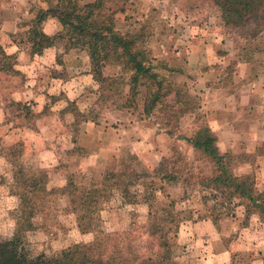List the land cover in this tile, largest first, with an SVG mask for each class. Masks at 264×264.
Wrapping results in <instances>:
<instances>
[{"label":"rangeland","instance_id":"374dc122","mask_svg":"<svg viewBox=\"0 0 264 264\" xmlns=\"http://www.w3.org/2000/svg\"><path fill=\"white\" fill-rule=\"evenodd\" d=\"M80 1L84 4L93 0ZM105 4V9L100 11L102 17H112V26L117 32L135 37V49L142 51L140 58L162 81L160 101L154 111L147 114L144 105L150 97L151 81L144 79L145 84L132 94L129 85L131 71L111 57L102 70L105 77L114 79L112 91L107 92L109 99L101 100L98 83L96 89L89 84L81 97V108L87 110L85 113L94 109L88 115L102 118L107 126H127L128 132H118L119 136L126 135L127 144L112 157L108 156V163L104 164L97 162L81 166L56 162L45 168L42 156L35 153L28 160L29 163L47 170L52 182L58 185L67 181L69 173H75L78 179L86 181L100 178L108 166H118L129 154L137 156L136 165L145 175H149L163 157L182 158L186 163H194L195 177L189 184L183 181L161 183L156 180L157 188L163 184V189L156 192L151 201L155 209L175 201L181 212L182 222L174 246L176 261L179 264H264V220L258 213H253L247 221L243 198L230 199L227 194L196 180L211 177L214 164L182 138L192 136L198 126L209 125L213 121L209 108V101L213 98L226 101L225 110L234 113L231 109L237 107V97L223 94L212 96L209 86L212 83L218 87L224 86L221 90L225 94L243 93L238 89L241 84L240 73L246 68L238 64V58L241 59L238 56L247 53L248 56L252 54L256 57L257 63L264 61V29L258 31L254 28L261 27L262 20L258 18L254 21L251 34L243 33L242 37L234 27L224 24L221 12L211 0H106ZM260 13L264 15V12ZM29 20L21 19L19 28L24 27ZM83 51L85 53L78 57L82 68L77 71V68H73L75 63L70 62V74L79 75L80 72L83 75L82 71L87 69V65L88 69L91 68L88 52ZM52 71L45 70L43 75L48 76ZM262 73L258 87L264 85ZM15 76L22 78L20 74ZM4 77L1 75L0 79ZM248 88L244 94L248 93ZM256 95V106H252L247 99H243L241 104L243 109H240L238 121L248 132L238 138L225 136L222 149H227L223 153H232V173L254 175L256 188L264 191V87ZM260 99H263V104L257 107ZM95 101L96 105L88 108ZM20 110L16 109V112L20 113ZM23 121L14 119V123ZM89 130H85V133L88 134ZM7 134L9 132L5 129H0V237L3 238L10 237L17 220L13 215L16 203L11 187L14 180L12 165L5 155L11 140ZM60 134L65 136L64 132ZM94 140V137L82 138V142L93 149L98 145ZM64 141L61 138V143ZM20 142L24 145L23 140L16 143ZM227 145L233 147L228 149ZM20 158L27 163L23 160V154ZM65 159L63 157V161ZM56 204L53 217L47 221L43 215L34 219L39 227L26 233L29 248L58 251L73 243L93 240V233L79 230L75 215L67 210L65 199L58 198ZM131 210L136 212L138 223L146 226L148 203L127 205L115 196L105 205L102 215L104 227L115 231L128 228ZM43 222L50 228L42 227Z\"/></svg>","mask_w":264,"mask_h":264},{"label":"trees","instance_id":"16d2710c","mask_svg":"<svg viewBox=\"0 0 264 264\" xmlns=\"http://www.w3.org/2000/svg\"><path fill=\"white\" fill-rule=\"evenodd\" d=\"M105 1L93 0L82 4L80 0H56L50 8L38 9L35 17L21 27L24 29L11 37L32 56L42 54L47 47L59 48L62 44L57 52L59 64L63 63V56L69 50H87L91 61L90 73L100 86L101 100L109 99L107 92L112 91L114 82V79L105 77L102 70L111 57L115 58L118 64L131 71L129 85L132 94L145 84L144 79L151 81L150 97L144 105V111L148 114L154 111L160 101L162 81L140 58L142 51L135 49V37L117 32L112 26V17L108 16L106 20L102 17L100 11L105 9ZM211 1L221 12L224 24L234 27L242 37L243 33L251 34V26L258 18L262 20V26L254 28L258 31L264 29V15L260 13L264 12V0ZM48 17L57 18L63 26L55 35L43 31V22ZM14 64L15 55L7 54L0 45V76L9 72L12 75L20 74L13 68ZM51 74L58 76L57 71ZM52 99L54 101V97ZM11 106L21 109L20 113L26 118L33 116L26 103H12ZM69 108L75 117L69 131L76 139L80 123L88 119L96 120V115H88L94 109L88 113L78 111L73 103L67 110ZM182 138L214 164L211 177L196 180L227 194L230 199L243 198L247 221L253 213H258L264 220V191L256 188L254 175L232 173V153H223L219 149L218 138L211 127L202 124L192 136ZM23 147L21 142L14 143L7 147L5 153L12 165L14 180L11 187L16 203L13 215L17 220L10 237H0V264H179L174 256V246L182 222L181 212L175 201L158 209L152 207L151 201L156 192L163 189V184L157 188L156 180L161 183L183 181L189 184L195 177L194 163H186L182 158L163 157L158 166L145 175L136 165L137 156L129 154L118 166H108L100 178L86 181L78 179L75 173H69L66 183L57 186L47 170L22 161ZM115 196L127 205L148 203L147 225L139 224L136 212L131 210L128 228L121 231L107 230L102 215L105 205ZM58 198L67 201V210L75 215L79 230L93 233V240L73 243L58 251L29 248L26 233L39 227L34 219L43 215L47 221L53 217ZM46 224L43 222L42 227L50 228Z\"/></svg>","mask_w":264,"mask_h":264},{"label":"crops","instance_id":"0c3cea01","mask_svg":"<svg viewBox=\"0 0 264 264\" xmlns=\"http://www.w3.org/2000/svg\"><path fill=\"white\" fill-rule=\"evenodd\" d=\"M55 3L56 0H1L0 2V45L3 46L7 54L15 55L13 68L19 71L22 76L21 79L20 77L16 78V76L14 77L15 74L12 75L9 72V74L5 73L6 77L0 80V129L9 132L7 138L11 140L8 145H12L19 140L24 141L23 160L27 163L32 156H35L34 153L42 156L41 160L45 168H49L48 166L56 162H59V164L66 162L69 165L76 163L81 166L96 164L97 162L108 163L107 157H112L120 147L127 144L126 135H118L119 131L128 132L127 126H120L119 124L120 128L116 125V127H112L107 126L105 121L102 122V118L88 119L79 125L76 139H73V135L69 131L75 119L73 111L70 108L67 110L70 103H73L78 111L87 112V110L81 108V101L83 102L81 97L85 94L86 86H89V84L92 88H97V82L90 73L88 65L87 69L82 71L83 75L80 72L79 75L78 73L70 74L69 72L70 62L75 63L73 68H77V71L82 68L78 57L81 53L84 54L85 51L78 48L71 49L64 54L63 63L59 64L57 63V52L59 51L57 46L47 47L42 54L32 56L27 49L21 47L11 37L12 34L21 30L18 26L21 19L28 18L32 20L38 9H48ZM61 30L62 25L55 17H48L43 22V31L48 35H55ZM238 57H241V59L238 58V64H242L246 68L245 71L240 73L239 83L241 82V84L238 89L243 93H240L241 95L237 92H230L231 95L225 94L221 90L224 89V86L218 87L215 86V83L209 86L212 96L215 95L216 97L220 94L229 95V97L236 96L238 102L237 107L231 109L234 113H231L225 110L227 109L225 108L226 101L220 100L221 98H213L209 101L213 119V121H210L209 126L215 132L218 138L217 144L222 152L227 150L222 149L226 140L225 136L229 138L236 136L235 138H238L248 132L238 121L239 116H241L240 109H243L242 100L247 99L252 106H256L254 103L257 99L256 92L264 87V85L258 87L261 73L264 72V66H262L264 61L257 63L256 57H253L252 54L248 56L246 53ZM45 70L57 71L58 76H52L51 72L50 75L45 76L43 75ZM247 86L249 87L248 93L244 94L247 91ZM18 102L26 103L33 117L26 118L21 113H17L15 107L11 104ZM259 102L260 104L257 107H261L263 99H260ZM93 105H96V101L88 108H92ZM111 110L114 109H108V111ZM115 110L117 109L115 108ZM14 119L24 121L14 123ZM85 130H89L88 134L85 133ZM61 132H64L66 137H62ZM84 136H88L89 139L95 138L98 144L94 147L95 149L82 142ZM61 138L65 139V144L61 143ZM226 142L227 144L230 143V141ZM232 147V145L226 146L228 149ZM239 147L242 148V145ZM242 150L245 149L242 148ZM63 157H66L64 161Z\"/></svg>","mask_w":264,"mask_h":264}]
</instances>
